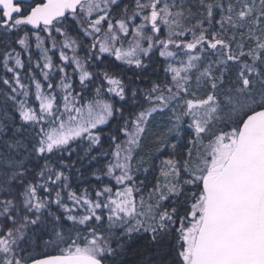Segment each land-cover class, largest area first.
<instances>
[{
	"label": "snow or ice",
	"instance_id": "1",
	"mask_svg": "<svg viewBox=\"0 0 264 264\" xmlns=\"http://www.w3.org/2000/svg\"><path fill=\"white\" fill-rule=\"evenodd\" d=\"M109 4L117 5V0H32L27 9L18 0H0V24L11 28L30 25L49 36L54 29L67 37V32L58 25H64L69 14L82 24L83 21L77 19L78 10L84 17L97 13V17L83 29L85 36H93L92 49L98 44L99 53L114 55L116 60L134 64L137 68L143 66L137 54L148 56L157 46L160 56L165 59L176 57L177 53L170 50L172 47L182 49L187 56V60L181 61L179 66L167 65L165 71L171 74L172 83L163 86L153 84L143 97L146 107L131 121L132 128H128L126 121L121 129L127 137L126 143L124 146L117 145L114 153L116 162L108 165L106 173L115 179L117 185L123 186L122 189L117 188L115 194L111 188L105 187L96 192V200H93L87 192L77 195L69 191L68 199L75 206L69 208L63 202L60 190H56L55 200L39 196V189L51 193L53 185L67 181L68 177L62 171L48 170L44 183L25 184L23 178L27 170L24 161L12 155L0 156V220L3 222L0 224V264H128L123 257L132 251L134 234L141 230L151 234L149 245L158 252L149 258L140 253L141 258L136 264H264V69L259 68V65H264V38L254 35V28L264 21V0H260L259 5L255 0H242L239 8L231 2L225 6L223 0L216 3L199 0L203 18L197 19L194 24L190 23L195 17L191 8L186 9L183 2L176 3V0L172 3L167 0H136L131 16L126 15L115 23L109 19ZM216 10L220 12L218 20ZM135 17L140 18V23L130 27ZM106 20L105 38L100 40L93 34L101 32L100 26ZM244 24L249 25L250 38L255 40V47L244 52L241 45L239 55H234L231 44L217 35L214 25H219L223 31L226 25L240 28ZM117 29L125 37L131 32L132 40L126 50L114 46L120 38ZM162 31H166L163 38L160 35ZM33 34L37 48H41L43 38L39 31ZM189 35L190 40L187 38ZM144 42L147 47H143ZM18 43L27 48L26 39L21 38ZM76 44V40L65 39L63 48L75 52ZM209 50L221 51L223 58L216 61L220 65L226 66L229 61L239 62L245 56L250 57L252 63H243L236 79L230 81L225 89L223 70L218 78L211 62L202 70L199 67L203 54ZM43 57V68L51 71L54 65L46 49H43ZM13 59L17 68L23 67L19 53L15 57L5 53L4 66L9 72H14V68L8 66ZM96 59L99 60L100 56L97 55ZM60 60L75 65L81 85L92 78V73L75 55L70 59L61 51ZM59 71L64 73L65 68L61 66ZM193 71L199 73L197 83L210 85L212 91L206 98L186 100L184 110L179 114L172 109L173 123L169 133L175 132L179 137L183 131V118L190 119L187 127L191 135L185 154L162 161L160 177L163 182L158 179L149 193V200L156 199L155 205L149 203L145 206L141 197L138 207L133 193L139 189L129 183L134 179L131 174L133 151L140 147L153 114L171 108L172 102L180 99L181 93L187 95ZM43 75L48 79L49 72L44 71ZM103 76L110 85L108 92L124 100L122 81L108 72H104ZM67 79L66 75L62 76L58 86L68 93L64 96L68 118L58 117L60 122L57 127L46 132L42 129L35 147L38 156L67 149L70 142L85 134L92 144H98L100 136L92 130L106 124L113 116V105L107 102L87 104L86 115L82 108H69L68 90L72 85L64 82ZM15 82L21 89L25 87L18 73ZM33 82L40 112L25 107V103L21 102L19 115L25 123H35L54 114L55 96L45 95L41 91V83ZM3 83L7 85L9 81L6 79ZM48 88L52 89L53 85L48 84ZM12 90L15 92L16 88ZM99 91L97 89V93ZM24 94L28 95L27 92ZM170 147L175 151L177 144L173 143ZM47 167L46 163L38 174L41 179L45 177ZM117 170L120 175H115ZM18 183L22 191L17 190ZM64 186L67 188V183ZM101 198H104L103 201ZM169 199L172 200L171 209L161 210L162 202ZM46 202L63 208L66 219L73 225L83 226V229L70 228L68 235L54 231L53 237L45 242V248H51V251L18 256L14 246L23 239L29 224L39 222L38 214L46 207ZM75 208H82L85 214H72ZM97 210L108 211V236L96 226L103 223V215ZM29 213L35 214V218H30ZM93 220L96 223L90 225ZM177 224L178 227L175 226ZM111 229H119V235ZM73 230L74 237L70 234ZM113 240L115 247L112 246ZM173 240L175 244L171 243ZM20 251L23 253L24 249ZM172 253L175 255L170 260L164 259L165 254ZM157 255L159 259L155 258Z\"/></svg>",
	"mask_w": 264,
	"mask_h": 264
},
{
	"label": "trees",
	"instance_id": "2",
	"mask_svg": "<svg viewBox=\"0 0 264 264\" xmlns=\"http://www.w3.org/2000/svg\"><path fill=\"white\" fill-rule=\"evenodd\" d=\"M181 2H183L186 9L190 7L191 12L195 14V17L190 21L191 24H194L197 19L203 18L201 15L203 10L199 7V0H176V3ZM213 2H220V0H213ZM229 2L233 4V0H223L225 6H227ZM249 2H251V0H249ZM255 2L259 5L260 0H255ZM216 19H220L219 10H216ZM262 22L257 28H259L258 32L264 35ZM69 24L73 23L66 21L64 25L58 26L67 25L63 29L67 32V37L72 39L75 32L70 28ZM205 27H207V25H205ZM5 28V26L0 24V156L12 155L16 159L24 161V168L27 170L23 178L25 184L44 183L47 180L48 170L53 172L62 171L64 175L68 177L67 181L53 185V191L51 193H46L43 189H39V196L41 198L47 196L50 200H55L56 190H60L62 200L69 208L75 207L73 202L68 199L69 191L75 192L77 195H82L87 192L89 198L93 200H96V192L102 191L105 187L111 188L112 193L115 194L117 188L122 189L123 186L117 185L115 179L108 176L106 173L108 165L116 162L114 153L117 150V145L124 146L126 143L127 137L121 129L125 126L126 121L128 122V128H132L131 121L134 120L136 115L145 107L143 97L146 91L151 89L153 84H161L163 86V84L167 83L170 79L166 78L167 74L165 71L168 63L159 57V51L149 53L148 58H141L143 66L140 68H131L123 65L120 61L114 60L113 55L102 56L97 60L95 56L93 57L88 54L86 57H83L81 54L80 56L82 59H87L86 62L81 60L84 63V67L87 71L92 73V78L86 81L84 85H81L80 79L76 77L73 78L74 75H70L71 71L68 70V67H66L67 65H63L65 68L64 75L68 77V80L64 82L72 85L71 97L77 100V104L75 103V105L72 103V107L84 109L87 104L95 103L96 101L107 102L113 105V116L108 118L106 124L93 130L94 134L100 136L98 144H92L87 134H85L83 137L70 142L67 149L55 150L53 153H45L44 156H38L35 152V147L38 146L42 135V129L46 132L53 127H57L59 124L56 123L55 119L58 121V117H63L60 116L58 109V105L60 104L59 95L53 90L57 83L56 80L61 79L60 71H54L52 75H48L46 81H42V76L39 74V71H42L41 65L39 64L41 61L36 57L35 46L32 44L33 41L31 40L32 37H35L33 32L26 26L14 28L12 30H5ZM74 28L77 32L75 25ZM260 29L262 30L260 31ZM214 30H216L219 37L228 42L227 36H224L225 34L222 33L219 25H214ZM234 37L236 39L233 38V40L236 42L238 35ZM21 38L26 39L27 48L25 49L18 43ZM80 38L81 37L78 35L77 41L82 44ZM187 38L190 40L191 36L189 35ZM234 41L230 42L232 50L235 44ZM57 42H59L58 39ZM171 49L173 51L179 50L176 48ZM5 53H9L13 57H15L16 53H19L23 67L17 68L15 66V59H13L9 62L8 66L14 68V72L7 71L4 66ZM210 62H213L212 59H209L205 63L201 62L199 66L200 69L202 70V68ZM245 62L251 64L252 60L250 57L245 56L242 57L239 62L233 61L228 62L226 66L218 65L216 68L213 67L214 74L218 78L223 70V87L225 89L229 86L230 81L236 79L240 67ZM60 67L61 66L55 63L53 70H58ZM259 68L264 69V65H259ZM104 72H108L110 75L122 81L125 89L124 100H120L118 97L110 98L105 94L107 86L105 82L102 83ZM16 73L19 74L20 82L25 85L23 89L16 85ZM194 77L195 75L192 76V78ZM6 79L9 81L7 85L3 83ZM34 80L39 81L42 87H44L43 89L50 83L53 85L49 93L56 98L54 114L51 118H45L35 123H25L20 119L19 115V104L21 102L28 104L25 107L34 109L37 113L40 112L39 107L32 102V84H35L33 82ZM13 88H16L15 92H13ZM97 89H100L99 93H97ZM203 89L204 91L201 99L206 98L209 92L212 91L208 84H205ZM134 91L136 93L135 96H133ZM25 92H27L28 95H25ZM180 95L182 96L181 100H184V95ZM13 97H15V99H13ZM184 107L185 104L182 110H184ZM116 109L120 111H116ZM169 109L165 110L163 113H156V116L158 114L160 115L157 116L160 118V123L155 121L156 117L152 122H149L147 132L141 140L140 147L133 151L131 174L134 179L129 183L139 189V191L133 193L138 207L141 197H143L144 202L155 205L156 199L153 198L149 200L146 199V196L156 185L155 180L157 181L158 179H156L155 173L159 172L162 161L170 157L182 156L186 151V141H184V146H177L175 151L170 147L175 141V134L173 132L169 133L168 131V126H170V119L168 118ZM189 122L190 119L185 118L184 124H188ZM189 134L191 135V133ZM113 137H115V140ZM158 149L161 150L158 151ZM46 163L48 166L47 169H45L46 174L45 177L41 179L38 174L44 169ZM145 169L148 170L145 171ZM97 177H99V179H97ZM65 183L68 185L67 188L64 186ZM17 190H23V188L19 186V183ZM101 199L103 201L104 198ZM171 206V199L163 201L161 210L164 208L170 210ZM97 212L103 215V223L96 226L101 233L108 236V211L103 210L101 212V210H97ZM72 214L83 215L85 213L82 208H75ZM28 215L30 218H35V214L29 213ZM38 215L40 216L39 222L36 225L29 224L24 230L23 239L19 240L17 245L14 246L18 256L21 254L28 255L29 253L39 254L46 250L51 251V248H45V242L53 237L54 231H62L65 235H68L70 228L83 229V226L73 225L71 221H68L64 209L60 208L55 203L47 204L46 202V207L42 209L41 213ZM2 223V220H0V224ZM95 223L96 222L93 220L90 222V225ZM8 226L11 227L10 222ZM175 226L178 227L179 225L177 224ZM111 231L115 233V235H119V229H111ZM70 234L74 237L75 230ZM150 238L151 234L144 233L142 230L140 233L134 234V240L131 246L132 251H130L126 257H123V259L126 260L128 264H136L141 258L139 255L140 253H142L145 258L153 257L154 254L158 252V249L149 245ZM171 243L175 244V240ZM112 246H116L114 240ZM21 249H24L23 253H21ZM174 255L175 253L171 255L165 254L164 259L170 260ZM155 258L159 259L160 256L157 255Z\"/></svg>",
	"mask_w": 264,
	"mask_h": 264
},
{
	"label": "rangeland",
	"instance_id": "3",
	"mask_svg": "<svg viewBox=\"0 0 264 264\" xmlns=\"http://www.w3.org/2000/svg\"><path fill=\"white\" fill-rule=\"evenodd\" d=\"M142 2H144V0H142ZM167 2L168 3H172L173 0H167ZM241 2H242V0H233V4L235 6H237L238 8H239V5H240ZM117 5H111V4H109V8H108V11H109V19H111L113 23H115V21L118 20V19H124V18H126V15L127 16H131L132 12L135 10V7H136V0H117ZM125 6H127V13H125ZM96 17H97V13H93L91 17H84V15L82 13H79V10H78L77 19L82 20L83 21L82 24H78L75 20L72 19V17H69L67 19V21L69 23H73V24H69L70 25V28H72L74 30V32H75V34L72 37V39L77 41V37L79 35L81 37L80 40L82 41V44L79 41H77V44L75 46L76 47V51L75 52H73L71 49H65V48H63V43L65 42V39H70V38L69 37L62 36V35L56 33L54 29L52 30V35L51 36H49L47 33H44L43 31H39L40 36L43 38V44H42L41 48H37V46H36L37 45L36 38L35 37H32L31 38V40L33 41L32 44L35 46L34 49H35L36 54H37L36 57H37V59L39 61H41V62H39V64L41 65L42 71H39V74L42 76L41 77V80L42 81H46V79H45V77L43 75V72L44 71H48L49 72V75H52L54 73V71H56V72L59 71V69L58 70H53L52 69L51 71H49V70L43 68V65L45 63V60H44V57H43V49H46L47 50V55L49 57H51V60H52L53 65H55V63L58 66L67 65L66 67H68V70L71 71V74L70 75H72V76L74 75L73 78L76 77L77 79H79V73L74 70L75 69V65L74 64H71V63H65V62H63V61L60 60V52L61 51H64L65 54L70 59L75 55L77 58H79L80 60H82L84 62H86L87 59H82V57L80 56L81 54L83 55V57H86V55H88V54L91 53V56H93V57L95 56L96 57L97 55H99L100 58L102 56H108V55H110L108 53H103V54L99 53V45L98 44H97V47L95 49H92L91 46L94 43L93 36H85L84 35L83 29L84 28H87L88 27V24L90 23V21L91 20H94ZM107 23H108L107 20L106 21H103L102 24H101V26H100L101 29H102L101 32L99 34H93V35L94 36H98V38L100 40H103L105 38V32L107 31ZM139 23H140V18L139 17H135L134 20L131 22L130 27L131 26H134L135 24H139ZM262 24H263L262 27L264 28V22H262ZM74 25L77 28V32H76V30L74 28ZM24 26L27 27V25H21L19 27H24ZM65 26H67V25H65ZM65 26H61V27L64 28ZM225 28H226V30H223V31L221 30V31H222V33L225 34L224 36H227L229 43L232 42V41H234L233 38H235L234 37L235 35H238V39L236 40V42L234 41L235 44H234V47H233V50H232V52H233L234 55H239V53L241 51V45L243 46V49L242 50L244 52H248L250 49H253L255 47V40H253V39L250 38V29H249V25L248 24H244L243 27H240V28H231V27H229V26L226 25ZM6 29L12 30L14 28L6 27L5 30ZM258 29L259 28H257V27L254 28V35L255 36H260V37L264 38V35L262 33H259L258 32ZM261 30L262 29H260V31ZM117 34H118V36L120 38L116 42H114V46L115 47H122V48H124L126 50L130 46V42L132 40L131 32H129L128 36L125 37V36H123L122 33H119V30L117 29ZM160 35L162 36L161 38H163L166 35V31H162ZM57 39L59 40V42H57ZM53 42H55V47H53ZM109 43H112V42L109 41ZM21 47L25 49L24 46L21 45ZM143 47H147V43L146 42L143 43ZM155 48H153L151 52L159 51L158 52L159 57L162 60H164L165 62H167L168 64L171 63V64H173L175 66H179V63L181 61H186L187 60V56L184 55L182 49L174 50V52L177 53V55H176V57L174 59H165L164 57H161L160 54H159L160 53V48L159 47H155ZM170 50L173 51L172 49H170ZM137 55L140 58H144V59L145 58H148V56H143L140 53H138ZM113 58H114V60H116L114 55H113ZM222 58H223V56H222V53H221L220 50H217V51L209 50L208 52H206V53L203 54V58L199 62V66L201 65V62L205 63L209 59H212V61H213V62H211L212 63V66L214 68H216L218 65H220V64H217L216 61L218 59H222ZM120 62H121V64L126 65V66H129L131 68H137L134 64L133 65H129V64L124 63L123 61H120ZM229 62H233V61H229ZM166 74H167V77L166 78H170V79L169 80L167 79L168 81L165 84H171L172 83L171 74L170 73H167V72H166ZM193 75H195V77L194 78L191 77V81H190V84H189V91H188L187 95H185L184 93H181L182 95H184L183 96L184 100H181L182 96L180 95V99L172 102V107L169 109V116H168V118L170 119V126H168V128H170L171 125H172V123H173V119H172V109L173 108L176 110L177 114H179V113L183 112L182 107L184 106L186 100H188V99L197 100V99H201L202 96H203V91H204L203 88L205 86V83H203V82H201L199 84L197 83L196 77L199 75L198 72L193 71L192 76ZM60 76L62 77V76H65V75H64V73H61L60 72ZM67 80H65V81H67ZM70 81H71V79H70ZM56 82H57L56 83V86L54 87L53 90L59 95V98H60V104L58 105L59 114H60V116H63V119L64 120H67L66 118H68L69 113L66 112L65 111V108H64V105H65L64 96L66 94H68V93H66L65 90L62 87H59L58 86L61 83V79L60 80L59 79L56 80ZM103 82H105V84L107 86L106 93L105 94H107L108 97H110V98H113V97H116L117 98V96H115L114 94L108 92V88L110 87V85H108L107 81L104 80V79H102V83ZM165 84H163V85H165ZM32 87H33V92H32V100L33 101L32 102L35 103L39 107V101H37V99H36V88H35V84H32ZM43 88L44 87H42L41 91L45 95L50 94L49 92L52 89H49L48 88V85L45 87V89H43ZM68 91L70 93L68 104H69V108H72V103L73 104H75V103L77 104V100H75V99H73L71 97V91H72V89L70 88ZM183 101H185V102H183ZM26 105H28V104L25 103V106ZM144 106L146 107V104L145 103H144ZM39 109H40V107H39ZM84 111H85V115H86L87 109L84 108ZM71 114L72 115H76L75 112H72ZM157 116H160V115L158 114ZM157 116H156V113H154L153 116L150 118V122H152V120L156 117L155 118L156 119L155 121H158L160 123V118L157 117ZM51 117L52 116H46L45 118H51ZM185 118L187 119L188 117H184L183 118V121L181 123V126H182L183 131L181 132L180 136L177 137L176 133L173 132L175 134V141L173 143H176L177 146H179V147H181V145L184 144V141H186V142L188 141V138L190 137V134L189 133H191V130H189L188 127H187L188 124H184ZM55 121H56V123L59 124V120L57 121L55 119ZM101 126L102 125H98L97 128H99ZM122 155H123V153H122ZM115 174L120 175V171L117 170L115 172ZM155 177H156V179H159L160 178V181L163 182V178L160 177V168H159V172L155 173ZM155 183H157L156 180H155ZM146 199H149V194H147ZM147 204L148 203L145 202V206Z\"/></svg>",
	"mask_w": 264,
	"mask_h": 264
},
{
	"label": "water",
	"instance_id": "4",
	"mask_svg": "<svg viewBox=\"0 0 264 264\" xmlns=\"http://www.w3.org/2000/svg\"><path fill=\"white\" fill-rule=\"evenodd\" d=\"M18 2H19V4H27V5H29V4L32 3V0H18ZM0 13H2V12H0ZM27 27L33 32H36L38 30V29L32 28V26H30V25H27Z\"/></svg>",
	"mask_w": 264,
	"mask_h": 264
},
{
	"label": "flooded vegetation",
	"instance_id": "5",
	"mask_svg": "<svg viewBox=\"0 0 264 264\" xmlns=\"http://www.w3.org/2000/svg\"><path fill=\"white\" fill-rule=\"evenodd\" d=\"M31 4H32V3H31ZM21 6H23L24 8L27 9L29 5H21ZM26 14H27V12H26ZM26 14H25V15H26ZM0 15H1V14H0ZM172 48H175V47H172Z\"/></svg>",
	"mask_w": 264,
	"mask_h": 264
}]
</instances>
